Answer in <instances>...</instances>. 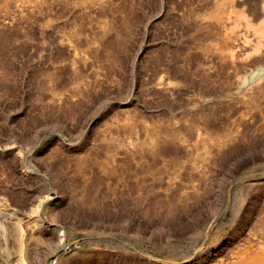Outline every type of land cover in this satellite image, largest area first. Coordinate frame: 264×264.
<instances>
[{
	"label": "rangeland",
	"instance_id": "374dc122",
	"mask_svg": "<svg viewBox=\"0 0 264 264\" xmlns=\"http://www.w3.org/2000/svg\"><path fill=\"white\" fill-rule=\"evenodd\" d=\"M0 264H264V0H0Z\"/></svg>",
	"mask_w": 264,
	"mask_h": 264
}]
</instances>
